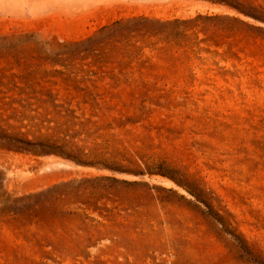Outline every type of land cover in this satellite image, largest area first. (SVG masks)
<instances>
[{
    "label": "rangeland",
    "instance_id": "374dc122",
    "mask_svg": "<svg viewBox=\"0 0 264 264\" xmlns=\"http://www.w3.org/2000/svg\"><path fill=\"white\" fill-rule=\"evenodd\" d=\"M0 264H264V0H0Z\"/></svg>",
    "mask_w": 264,
    "mask_h": 264
},
{
    "label": "trees",
    "instance_id": "16d2710c",
    "mask_svg": "<svg viewBox=\"0 0 264 264\" xmlns=\"http://www.w3.org/2000/svg\"><path fill=\"white\" fill-rule=\"evenodd\" d=\"M162 175H165V174H162ZM114 180V179H113ZM114 181H116V180H114Z\"/></svg>",
    "mask_w": 264,
    "mask_h": 264
}]
</instances>
